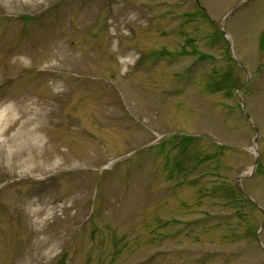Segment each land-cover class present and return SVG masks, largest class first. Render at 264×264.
Here are the masks:
<instances>
[{
    "label": "rangeland",
    "instance_id": "1",
    "mask_svg": "<svg viewBox=\"0 0 264 264\" xmlns=\"http://www.w3.org/2000/svg\"><path fill=\"white\" fill-rule=\"evenodd\" d=\"M263 221L264 0H0V264H260Z\"/></svg>",
    "mask_w": 264,
    "mask_h": 264
},
{
    "label": "water",
    "instance_id": "2",
    "mask_svg": "<svg viewBox=\"0 0 264 264\" xmlns=\"http://www.w3.org/2000/svg\"><path fill=\"white\" fill-rule=\"evenodd\" d=\"M254 164H256V160H255V163ZM261 264H264V262H262Z\"/></svg>",
    "mask_w": 264,
    "mask_h": 264
},
{
    "label": "trees",
    "instance_id": "3",
    "mask_svg": "<svg viewBox=\"0 0 264 264\" xmlns=\"http://www.w3.org/2000/svg\"><path fill=\"white\" fill-rule=\"evenodd\" d=\"M245 202H246V200H245Z\"/></svg>",
    "mask_w": 264,
    "mask_h": 264
}]
</instances>
